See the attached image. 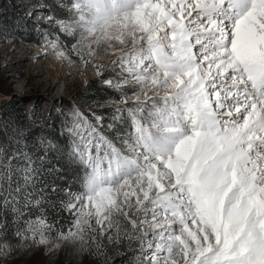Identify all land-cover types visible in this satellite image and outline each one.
<instances>
[{
    "label": "snow or ice",
    "instance_id": "6c2138e0",
    "mask_svg": "<svg viewBox=\"0 0 264 264\" xmlns=\"http://www.w3.org/2000/svg\"><path fill=\"white\" fill-rule=\"evenodd\" d=\"M39 7L41 55L94 69L122 126L109 137L74 108L62 146L0 122V259L43 246L100 260L105 236L146 264H264V0Z\"/></svg>",
    "mask_w": 264,
    "mask_h": 264
},
{
    "label": "rangeland",
    "instance_id": "374dc122",
    "mask_svg": "<svg viewBox=\"0 0 264 264\" xmlns=\"http://www.w3.org/2000/svg\"><path fill=\"white\" fill-rule=\"evenodd\" d=\"M46 3V0H0V120L3 111H14L28 130L30 141L38 143V138L46 139L43 128L56 119L66 130V125L72 122L68 114L78 108L93 123L96 116L102 117L105 134L111 137L122 126L113 119L115 109L121 107L119 93L100 88L94 69L58 57L51 48L46 49L47 55H41L46 45L40 27L44 20L36 13H42L39 6ZM22 21L36 33V41L26 40L29 36ZM10 22L14 24L10 26ZM111 59L115 57L97 62L111 68ZM109 78L116 79L114 75ZM109 124L113 125L111 130ZM92 227L100 226L93 222ZM10 239L16 242L15 238ZM99 239L105 250L100 260L88 255L79 257L71 248L48 254L41 246L18 249L8 259H0V264H137V261L146 264L135 241L129 247L127 239L109 240L105 236Z\"/></svg>",
    "mask_w": 264,
    "mask_h": 264
},
{
    "label": "trees",
    "instance_id": "16d2710c",
    "mask_svg": "<svg viewBox=\"0 0 264 264\" xmlns=\"http://www.w3.org/2000/svg\"><path fill=\"white\" fill-rule=\"evenodd\" d=\"M46 2L48 3L50 7H52L55 0H46ZM9 24L11 26L14 23L10 22ZM22 26L25 27V31L27 35L29 36L26 38V40L30 42L36 41V38H35L36 33L31 28H27V25H25L24 21H22ZM21 36L23 37V35ZM5 120L9 121L12 125L22 128L24 130V135L30 141V137H28L27 135L28 130L20 124L18 115L14 111H11V110L3 111V115H2L0 122L5 121ZM42 132L46 136V139H51L53 140L54 143H58L62 146L66 145L69 142L68 133L65 129H63V125L61 124L59 119H56L52 121L51 123H49L47 126H45ZM61 132H63L64 134L61 135ZM7 136H8L7 130L0 128V141H6ZM32 144H38V143H32ZM56 167L59 168L60 165L57 164ZM67 179H68L67 177H64V180H67ZM63 182H64L63 180L57 181V183H60V184H62ZM61 215L66 216L67 214L61 213ZM61 223H63V220L61 221Z\"/></svg>",
    "mask_w": 264,
    "mask_h": 264
},
{
    "label": "built area",
    "instance_id": "2783aa9c",
    "mask_svg": "<svg viewBox=\"0 0 264 264\" xmlns=\"http://www.w3.org/2000/svg\"><path fill=\"white\" fill-rule=\"evenodd\" d=\"M0 117H1V113H0Z\"/></svg>",
    "mask_w": 264,
    "mask_h": 264
}]
</instances>
